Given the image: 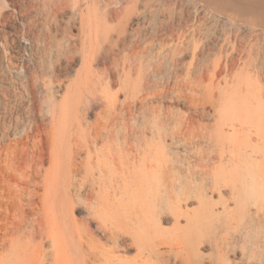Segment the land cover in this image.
I'll return each mask as SVG.
<instances>
[{
  "label": "bare ground",
  "instance_id": "1",
  "mask_svg": "<svg viewBox=\"0 0 264 264\" xmlns=\"http://www.w3.org/2000/svg\"><path fill=\"white\" fill-rule=\"evenodd\" d=\"M34 1L0 0L35 55L0 85V264H264V96L244 58L209 59L240 27L193 0ZM186 56L190 70L239 64L218 132L246 138L243 161H183L199 136L170 89Z\"/></svg>",
  "mask_w": 264,
  "mask_h": 264
},
{
  "label": "rangeland",
  "instance_id": "2",
  "mask_svg": "<svg viewBox=\"0 0 264 264\" xmlns=\"http://www.w3.org/2000/svg\"><path fill=\"white\" fill-rule=\"evenodd\" d=\"M52 1L53 0H35L33 4L36 6V10L37 11L39 10V13L40 12L43 13L44 11L49 10L50 5L52 4L51 3ZM193 1L197 4L198 9L201 12H203L202 14H204L205 11L206 12L210 11L220 20L224 21L226 24L228 25L234 24L240 27L237 31L235 29H232L234 32L233 34H237L239 38L237 40H235V38H232L231 40L233 41L228 45V47H226L227 50H224L222 53H217L216 51L215 52L212 51L209 57L210 62H212L215 58H219V57H222V60H226L232 56H234L237 60L240 58H244L246 60V70L244 73L248 71H250L252 74L254 73V76L258 78V81H257L258 88L260 92L263 93V96H264V91H263L264 90L263 89L264 88L263 87L264 86L263 85L264 84V17L261 18L257 16L255 17L243 16L237 13L235 10L231 9V7L229 8L227 5L219 1H210V0H193ZM229 3L233 5L242 4L247 7L261 6L264 8V0H229ZM41 15L39 14V16ZM11 20H13V22H10ZM7 22L5 24L0 23V41L4 37L9 38V44H4L3 47H1L0 45V62H1L0 64V85L1 86L3 85L2 75H4V77L6 78H15V72H19L20 74L24 73L26 65L31 63L35 58L34 51L29 46L30 44L26 41H21V39L17 37L14 33L13 26H15L16 24L18 25L20 24V17L13 16V18L11 17ZM228 28H230V26H228ZM245 34H247V37H243V35ZM233 45L235 46V48H232ZM1 51L4 53L7 51L5 54L6 57L4 58V62H2L1 60L2 59ZM10 55L13 56V60L17 63L18 65L17 69L15 66H12V64L9 63V61H7L9 60L8 58ZM190 59L191 58L189 56H186L185 58L186 62L184 64L185 68H184V65L180 67L179 77L181 78H179L180 80L179 85L174 84L173 82H170V86H171L170 89L174 88L175 93H180L182 95V100L180 102L173 103L174 106H178L179 108L180 119L183 121V119L185 118L184 119V122H185L188 118H190V116H195V119L197 120L195 131L198 133L199 136H197L196 139L194 138L193 140L191 139V136L189 135L191 134V132L186 133L184 136V142L180 146V151L182 153V159L184 158L183 161L185 160L184 162L186 163H194L196 161L195 163H198V164L207 163L211 161L216 162V160L218 162L220 161L221 158H224L225 161H233V160L243 161L245 158V154L250 153L247 151L252 150V147L245 140L246 138L244 137L243 143L234 142V140L231 139L229 136L228 138L225 137L227 135L221 132L222 128L220 127V126L222 127L226 126V121L228 120V117L230 116L227 112L226 114L223 113L224 109L220 106V103L223 102V99H225L226 92L231 87L232 80L235 78V73L239 72L240 70L239 64L236 65L235 71H233L230 68V66H223V67L218 66L216 68L212 67L210 70H206V69L201 70L200 68L197 67L196 70H190L188 68ZM244 59L240 60L239 62L243 61ZM11 72H12V75H11ZM165 72L166 73L169 72V67L165 68L164 73ZM204 76L205 78L202 79ZM190 80L192 82H189ZM195 81H196V84H195ZM260 84H261V88L259 86ZM201 87L202 89H200ZM196 89H199V90L193 93V91H196ZM190 99L194 101L195 100L199 101V102H196V101L195 102L198 103L197 105H198L199 110L202 111L203 109H205L204 113L200 112V113L194 114ZM201 103L203 104L201 105ZM218 114L220 115L218 116ZM217 119L219 122H217ZM206 123H207V126H205ZM203 127L205 130L203 129ZM219 128L221 129L220 131L221 134L218 132L220 130ZM215 129H217V131ZM209 132H210V135L208 134ZM214 137L218 139L216 140ZM210 152L213 154H210ZM252 154L254 155V157L256 158L259 157L258 159L263 160L264 156L262 155V152L260 153L252 152Z\"/></svg>",
  "mask_w": 264,
  "mask_h": 264
},
{
  "label": "crops",
  "instance_id": "3",
  "mask_svg": "<svg viewBox=\"0 0 264 264\" xmlns=\"http://www.w3.org/2000/svg\"><path fill=\"white\" fill-rule=\"evenodd\" d=\"M264 9V8H263Z\"/></svg>",
  "mask_w": 264,
  "mask_h": 264
}]
</instances>
